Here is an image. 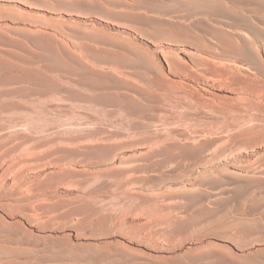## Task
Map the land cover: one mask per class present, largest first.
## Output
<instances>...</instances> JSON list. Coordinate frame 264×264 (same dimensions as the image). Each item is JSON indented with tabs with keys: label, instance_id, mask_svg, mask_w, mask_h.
Returning a JSON list of instances; mask_svg holds the SVG:
<instances>
[{
	"label": "rangeland",
	"instance_id": "obj_1",
	"mask_svg": "<svg viewBox=\"0 0 264 264\" xmlns=\"http://www.w3.org/2000/svg\"><path fill=\"white\" fill-rule=\"evenodd\" d=\"M263 146L264 0H0V264H264Z\"/></svg>",
	"mask_w": 264,
	"mask_h": 264
},
{
	"label": "bare ground",
	"instance_id": "obj_2",
	"mask_svg": "<svg viewBox=\"0 0 264 264\" xmlns=\"http://www.w3.org/2000/svg\"><path fill=\"white\" fill-rule=\"evenodd\" d=\"M213 81H214V80H213ZM216 82H217V81H216ZM252 97H253L254 100H257V101L262 100V96H260L259 94L256 95V96H252ZM262 148H264V146H263Z\"/></svg>",
	"mask_w": 264,
	"mask_h": 264
}]
</instances>
